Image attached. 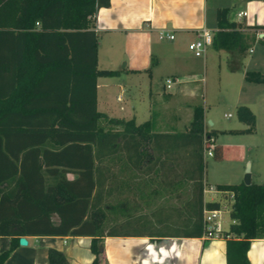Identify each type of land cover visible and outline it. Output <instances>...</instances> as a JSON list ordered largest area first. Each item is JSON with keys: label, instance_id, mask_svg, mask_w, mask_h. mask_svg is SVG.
<instances>
[{"label": "trees", "instance_id": "1", "mask_svg": "<svg viewBox=\"0 0 264 264\" xmlns=\"http://www.w3.org/2000/svg\"><path fill=\"white\" fill-rule=\"evenodd\" d=\"M106 5L108 0H0V235L9 237L0 264L21 235L89 236L88 264H98L103 236H199L202 208L220 206L202 198V150L210 147L218 160L222 149L211 141L220 130L203 131L201 106H192L184 130L172 132L154 131L151 119L135 123L96 109V77L117 73L96 66L95 12ZM215 20L211 46L243 50L236 29L241 24L227 18L226 7L216 8ZM250 27L264 31V23ZM260 41L264 45V36ZM244 78L262 76L250 70ZM251 130L250 125L229 131ZM183 180L189 196L173 220L133 215L123 199L108 203L112 191L142 196L148 187L149 196ZM215 188L232 191L233 221L223 232L229 235L225 264H249V240L264 237V181ZM105 202L123 219L109 216ZM38 264L67 259L49 247L46 261Z\"/></svg>", "mask_w": 264, "mask_h": 264}, {"label": "crops", "instance_id": "2", "mask_svg": "<svg viewBox=\"0 0 264 264\" xmlns=\"http://www.w3.org/2000/svg\"><path fill=\"white\" fill-rule=\"evenodd\" d=\"M217 7H226L227 18L241 24L236 29L242 33L241 40L245 47L243 50L213 48L210 44V47L217 52H227L230 61L229 69L234 70L239 66L233 65V60L239 59L245 53L244 51L253 52L251 43L260 41V38L264 36V31L263 35L259 36L261 28L250 27L264 23V0H108V5L98 7L93 27L97 36L96 66L115 69L117 73L96 77V109L100 106L97 110L107 116L133 118L135 123L153 119L154 126L165 124L170 128L153 129L157 132L184 130L186 124H183L182 129L176 128L179 116L170 104L174 94L165 91L164 88L175 85L183 89L194 78L201 82L205 81L209 49L206 48L203 52L200 75L196 72L198 65L188 53L186 43L196 37V32L200 28L209 29L207 23H211L213 17L215 27L209 30L214 31ZM254 7L260 8V16L262 13L263 16L261 18L258 16V20L252 22ZM239 11L242 14L238 15ZM160 29L172 33L173 37L158 38L157 32ZM99 39L103 40L101 52L98 49ZM252 67L253 71L260 73L262 79L246 80L244 73L249 70L242 67L243 80L239 79V85L241 87L245 84L248 97L245 100L238 99L234 106L238 108L244 106L252 115L250 124L252 130L229 131L250 126L249 114L246 111L239 115L242 126L215 127L214 120L205 115L202 104H192L202 108L203 131L216 129L222 134L240 132V135L255 134L258 131L260 134L262 130L264 131V70H260L262 68L259 66ZM160 70L164 73V82H161L162 91L158 92L152 90L151 86ZM167 78H170L168 83ZM222 116H230V113L224 112ZM242 117H245L244 120ZM217 137L215 134L211 138L213 144L221 145L222 155L217 162H226L229 158L234 162L235 167H232L228 173L217 175L216 180L207 188L205 187L206 171H204L202 190L208 191L211 196L219 195L225 202H230L227 191L217 190L215 184L242 182L246 168L249 172V182L260 183L264 181V168L257 165L258 159L251 161L248 156L249 147L243 141L235 139L219 143L216 141ZM259 145L256 146L259 147ZM204 153L202 150V159ZM239 162L242 164L239 165ZM67 177H71V174L67 173ZM208 200H218L220 206L226 205L219 199ZM203 201L207 200L203 199ZM229 209L230 203L229 207L225 206L221 212L222 232L217 237L103 236L98 264H225L224 241L229 235L224 236L223 232L232 222L228 215ZM23 236L26 242L17 243L2 264L43 263L47 259L49 247L61 250L67 259V264H88L93 257L89 250L90 237L86 235ZM8 245L9 237L0 235V251L6 249ZM246 257L249 264H264V237H254L249 240Z\"/></svg>", "mask_w": 264, "mask_h": 264}, {"label": "rangeland", "instance_id": "3", "mask_svg": "<svg viewBox=\"0 0 264 264\" xmlns=\"http://www.w3.org/2000/svg\"><path fill=\"white\" fill-rule=\"evenodd\" d=\"M260 8H253L252 11V22L253 20L257 21ZM231 16H232V11ZM263 16V13H262ZM260 16V18L262 17ZM254 17V19H253ZM207 27L209 29H213L215 27L214 17L211 18V23H207ZM261 31L260 33H262ZM196 37L192 38V40L188 41L186 44V48L191 57L196 60L197 69L196 72L201 75L202 71V57L203 52L207 48V68L206 74L204 75L205 81H200L196 78L191 80V83L184 87L183 89L177 88L175 85H171L168 88H164L165 91L172 92L174 94L173 101L170 102L171 107L178 114V122L176 123L177 129H182L183 124H188L191 118V108L192 104H202L205 109V115L209 118H212L215 122V127H229V126H242L239 122V115L237 110L238 107H234L237 104V100H245L248 97V90L245 89L246 86L243 84L240 87L239 82L243 80L241 75V68L253 70L252 66H259L260 70H264V45L260 41H254L251 43V47L253 52L245 53L240 56L236 61L233 60V65L239 66L234 70L229 69V57L227 52L225 51H215L210 45H206L203 51H197L194 48V41ZM103 44V40L99 39V51L101 52V47ZM211 49V50H210ZM240 60V65H239ZM253 68V69H252ZM256 71V70H254ZM203 74V73H202ZM164 73L163 71H159L156 75V79L153 81L151 89L154 91L161 92L163 83ZM170 79V78H169ZM205 88V89H204ZM97 107V109H99ZM230 113V116L223 117L222 113ZM241 120V119H240ZM153 121V119H152ZM175 128V127H171ZM152 129H170L165 124H160L154 126V122H152ZM262 130V129H261ZM219 133V134H218ZM216 133L217 142H225V140H238L243 141L248 147V156L251 161L258 159L257 165L261 168H264V131L262 130L260 134L259 131L255 132V134H243L240 135V132L236 133H225L222 134L220 132ZM239 133V134H238ZM259 145L257 147L256 145ZM255 163V162H253ZM242 162H239L241 165ZM232 167H235L234 162L231 159H227V161L217 162L211 155L203 154V172L206 171V183L205 187L207 188L209 184H212L214 180H216L217 175H221L223 173H228L232 170ZM253 168V165H252ZM122 173H119L121 175ZM69 175V174H68ZM70 176V175H69ZM204 183V182H203ZM148 187L145 188L143 195L134 194L132 191H112V195L108 198V203L114 204L115 201H125L126 211L132 213L133 215L145 213L149 215L152 219L158 216H165L168 219L173 220L176 219V216H179L178 211L175 210L176 207H179L185 199L189 196V182L187 180H183L180 185H175L173 187H163L159 189L157 192H152L149 196H146V191ZM202 198L204 200L208 199H219L223 202L222 198L219 195L211 196V194L207 192H203L202 190ZM229 201L225 202V206L229 207ZM107 202L103 203V209L106 210V213L111 216L113 213H116L117 218L120 220L123 217L119 214L118 209L112 210L107 209ZM155 211V213H150V211ZM225 215V214H224ZM55 220V215H52ZM225 219L227 220V216L225 215ZM109 224V223H108ZM107 224V225H108ZM107 227V226H106Z\"/></svg>", "mask_w": 264, "mask_h": 264}, {"label": "built area", "instance_id": "4", "mask_svg": "<svg viewBox=\"0 0 264 264\" xmlns=\"http://www.w3.org/2000/svg\"><path fill=\"white\" fill-rule=\"evenodd\" d=\"M238 15L242 14L241 11L237 13ZM158 38H172V33L165 31L163 29L158 30ZM212 38V32L207 28H200L196 32V40L194 41V48L197 51H203L206 45H210ZM166 82H169V79H166ZM168 85V84H167ZM205 154L211 155V149L204 148ZM210 188V187H209ZM208 188V189H209ZM228 197L232 199V191H227ZM225 206H219L218 208H202L201 222H202V232L203 237H217L222 232L221 224V212ZM233 221V219H231Z\"/></svg>", "mask_w": 264, "mask_h": 264}, {"label": "water", "instance_id": "5", "mask_svg": "<svg viewBox=\"0 0 264 264\" xmlns=\"http://www.w3.org/2000/svg\"><path fill=\"white\" fill-rule=\"evenodd\" d=\"M263 33H260L259 36H262ZM242 182L244 184H248L249 183V172L247 170V168L245 169L244 173H243V176H242ZM18 244H24L26 242L25 238L23 235L19 236L18 237V240H17Z\"/></svg>", "mask_w": 264, "mask_h": 264}]
</instances>
